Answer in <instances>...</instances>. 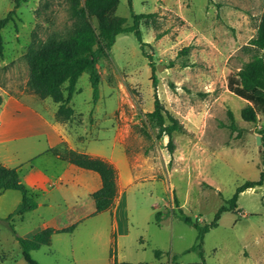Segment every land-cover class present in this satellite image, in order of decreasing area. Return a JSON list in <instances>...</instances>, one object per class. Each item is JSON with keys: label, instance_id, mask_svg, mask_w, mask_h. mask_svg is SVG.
<instances>
[{"label": "rangeland", "instance_id": "374dc122", "mask_svg": "<svg viewBox=\"0 0 264 264\" xmlns=\"http://www.w3.org/2000/svg\"><path fill=\"white\" fill-rule=\"evenodd\" d=\"M263 9L264 0H118L114 14L125 18L126 25L132 23V14L154 13L139 24L154 67L135 35L122 32L98 68L96 114L100 117L104 109L119 104L121 127L129 130L127 146L150 155L155 168L154 178L130 185L120 203L119 210L125 208L127 197L122 218L128 216L123 225L130 229L129 236L118 240L116 255L121 259L151 264H264V185L239 193L236 208L220 214L217 225L204 233L200 248L190 249L197 229L178 216L181 206L199 225L207 224L237 186L260 176L264 147L255 136L264 126V113L256 122L246 123L240 115L246 104L243 98L230 92L228 97L218 96L226 88L227 76L249 58L245 46L256 33ZM9 10L11 19L0 31V92H31L26 52L31 44L56 39L71 29L69 0H19L16 6L14 0H0V18ZM185 47L188 51L181 53ZM260 52L264 56V50ZM76 86L79 92L71 105L85 114L93 101L87 72ZM155 96L176 119L184 116L195 125L192 132H173L172 151L168 137L157 136L158 126L146 115L154 108ZM47 102L53 105L51 99ZM228 109L239 130L229 128ZM100 134L112 132L106 129ZM9 222L16 232L24 231L29 222L0 221L1 252L18 255L21 248ZM157 249L160 260L155 259Z\"/></svg>", "mask_w": 264, "mask_h": 264}, {"label": "crops", "instance_id": "0c3cea01", "mask_svg": "<svg viewBox=\"0 0 264 264\" xmlns=\"http://www.w3.org/2000/svg\"><path fill=\"white\" fill-rule=\"evenodd\" d=\"M229 92L232 93L226 80V88L218 97H228ZM0 94V164L17 168L28 196L36 202L32 210L14 215V223L29 222V226L22 228L24 231L18 228V234L28 237L41 228L59 229L78 222L73 231L55 232L47 244L31 250L32 258L40 264H113L114 258L119 264L130 262L121 259L119 253L116 255L120 236L130 235L129 227L123 225L128 216L122 218L127 211V197L125 208L119 210V206L128 187L139 180L154 178L155 168L150 155L127 146L129 130L121 127L123 114L118 111L119 104L104 109L98 117L99 97L91 101L92 105L83 114L71 105L72 95L68 103L72 114L62 118L56 113L58 104L49 97L39 98L29 91ZM48 98L53 105L47 102ZM244 100L247 105L249 101ZM181 117L177 116V120L185 132H192L195 125ZM106 129L112 134L101 135L100 131ZM54 148L58 153L53 151ZM64 150L102 158L116 168L117 195L111 209L95 212L91 194L100 188V176L71 163L62 156ZM21 198L18 190L2 191L0 217L11 214ZM88 221L92 223L87 224ZM96 249L97 254L93 252ZM82 251L90 255L83 257ZM160 258L161 251L155 259ZM0 264L28 263L21 252L16 255L0 250Z\"/></svg>", "mask_w": 264, "mask_h": 264}, {"label": "trees", "instance_id": "16d2710c", "mask_svg": "<svg viewBox=\"0 0 264 264\" xmlns=\"http://www.w3.org/2000/svg\"><path fill=\"white\" fill-rule=\"evenodd\" d=\"M19 0H14L15 6ZM118 0H69L70 17L73 19L71 29L56 39L50 38L42 44H31L26 52V59L29 66V77L27 86L32 93L39 98H51L58 104L57 115L68 118L72 109L68 106L73 93L76 91V82L83 72L88 73L89 82L92 88V100L96 101L99 96L100 73L99 66L102 61L110 57V48L115 42L116 36L122 32H132L141 49L142 54L147 57L149 65L152 64V56L144 47L147 45L142 39V32L139 29L140 20L151 17L154 13L132 14V23L126 25L125 18L114 14ZM13 10L0 18V31L9 22ZM95 18L96 25L93 22ZM162 34H157V38ZM189 47L183 48L181 53H186ZM245 49L249 51V58L234 74L227 76V88L235 95L249 101L241 108V118L249 123L257 120L259 113H264V56L260 52L264 50V9L262 10L256 33L249 38ZM0 54H2V37L0 33ZM2 96L0 94V104ZM158 126L157 136L166 135L167 145L172 151L173 132L184 133L183 125L163 108L159 99L154 97V108L146 113ZM229 128L239 130L234 123L233 113L227 110ZM264 147V126L259 131ZM58 153V149L54 148ZM62 156L71 163L85 169L95 171L101 179V186L91 195L95 203V212L111 209L117 195L116 168L109 162L99 157H92L87 154L64 150ZM260 176L257 180H246L237 186L234 194L227 200V204L220 206L214 214L211 222L199 225L189 215L185 214L178 206V216L187 224L197 229L196 243L190 249L201 247L203 235L211 227L217 225L220 214L223 211L234 210L239 193L255 187L264 185V148L260 156ZM7 189H14L21 192L22 198L15 210L0 218V221H11L14 215H22L32 210L36 202L32 200L20 181L17 168H10L0 164V193ZM161 212L157 211L155 217L160 221ZM78 222L55 229L52 227L41 228L28 237L20 236L8 223L13 235L21 248V254L28 264H40L31 256V250L38 249L41 245L47 244L50 236L55 232H71ZM113 256V251L110 252ZM155 257H159L160 250L154 251ZM200 256L202 257L201 253ZM113 264H119L114 258ZM120 264H151L149 262H128Z\"/></svg>", "mask_w": 264, "mask_h": 264}, {"label": "water", "instance_id": "95a60500", "mask_svg": "<svg viewBox=\"0 0 264 264\" xmlns=\"http://www.w3.org/2000/svg\"><path fill=\"white\" fill-rule=\"evenodd\" d=\"M160 66H161L160 64H157V65H156V68L159 69ZM250 131L252 132L253 130H250ZM255 140H256V143H257V144H260V143H261V136L257 134V135L255 136Z\"/></svg>", "mask_w": 264, "mask_h": 264}]
</instances>
